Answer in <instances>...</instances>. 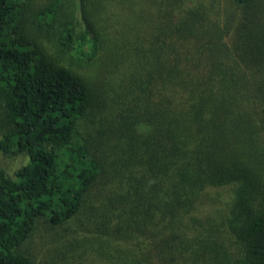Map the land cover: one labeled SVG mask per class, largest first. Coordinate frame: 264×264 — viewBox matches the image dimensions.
Returning a JSON list of instances; mask_svg holds the SVG:
<instances>
[{"label":"trees","instance_id":"obj_1","mask_svg":"<svg viewBox=\"0 0 264 264\" xmlns=\"http://www.w3.org/2000/svg\"><path fill=\"white\" fill-rule=\"evenodd\" d=\"M0 108V264H264V0H0Z\"/></svg>","mask_w":264,"mask_h":264},{"label":"rangeland","instance_id":"obj_2","mask_svg":"<svg viewBox=\"0 0 264 264\" xmlns=\"http://www.w3.org/2000/svg\"><path fill=\"white\" fill-rule=\"evenodd\" d=\"M229 4H232L229 2ZM228 2L219 1V9L222 10H231L228 9ZM3 108H0V134L2 133L3 127L1 126V121H3L4 113ZM25 162V159L22 155L18 154H4L0 150V168L6 171L7 174L12 175L14 171ZM84 221V220H83ZM44 227L42 224H40ZM79 222L77 219H71L65 224L66 227H77ZM82 227V226H81ZM81 234V229H77ZM66 230L62 231L58 228H39L35 231V236L32 242V253L36 255L41 261L46 262L47 264H56V261L59 259V256L69 258L70 253L67 251L62 253L59 248L60 241L69 238L65 234ZM70 235V234H68ZM72 238V236H71ZM73 239V238H72ZM59 249V250H58ZM58 250V251H57ZM80 254V253H79ZM79 258H76V263L78 264Z\"/></svg>","mask_w":264,"mask_h":264}]
</instances>
